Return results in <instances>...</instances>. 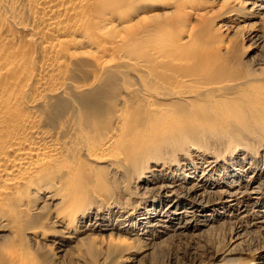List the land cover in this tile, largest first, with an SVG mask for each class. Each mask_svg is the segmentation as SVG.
Here are the masks:
<instances>
[{"label":"bare ground","instance_id":"obj_1","mask_svg":"<svg viewBox=\"0 0 264 264\" xmlns=\"http://www.w3.org/2000/svg\"><path fill=\"white\" fill-rule=\"evenodd\" d=\"M150 2L0 0V264H264V0Z\"/></svg>","mask_w":264,"mask_h":264},{"label":"rangeland","instance_id":"obj_2","mask_svg":"<svg viewBox=\"0 0 264 264\" xmlns=\"http://www.w3.org/2000/svg\"><path fill=\"white\" fill-rule=\"evenodd\" d=\"M153 1H155V2H153ZM156 1L158 2L157 4H156ZM181 1L182 0H151L150 3L153 4V5H156L154 7V9H150V10L148 9L147 10V8H143L141 6L138 7V8H140L138 10L137 9L136 10L135 9L133 10L131 7H130L131 9L130 8H128V9L123 8L121 10L119 9L121 11V14H122V15L121 14L120 15H121V17L123 16V18H121L120 16L118 18H117V16H111V10H110V13H107V12H109V10L108 11L106 10V12H103L101 16L104 17L105 15L107 16V14H108V16L110 15L109 18L105 16L106 20L104 21L105 22L104 24L106 26L105 28L107 29L109 27L107 29L108 32L110 31L111 33H113V30L115 29V27H116V29H118L119 26H123V27L124 26H127V31L128 32H130L131 34H138V36H137L138 40L137 41L141 42L142 45L145 43V47H146V45L149 42V48H151V49L152 48H154V49H160V7L158 9L156 7L160 6V2H162V3H169V4L172 5L173 9L171 11H169L168 13H165V15L162 17V20L169 23L168 28L164 30V34H165L164 35V39H165V41H167L168 44L170 43V46H169V49H170L173 45L175 46V43L177 44V43L183 42L184 37L186 35L189 36V34L191 32L193 33L195 28H196L195 29V33L199 32L197 30L200 29V35L201 36H203V35L205 36L206 35L205 34L206 32L204 31L203 27L206 24V22H205L206 21V18H209V16L212 15V13L209 12V11L212 8H213V11H215V10H217L220 7V3L217 4V5H212L211 3H206V4L203 3L202 6H200L199 8H193V9L190 8L192 6H190V7L188 6L187 11L189 10V12H191L190 19H188V15L189 14L188 13H186V14L183 13L182 14V12H181V11H183L182 10V7L180 6V2ZM106 6H107V4H106ZM106 6H105V8H106ZM179 7H180V9H179ZM144 9H146V10H144ZM96 11H97V9H96ZM97 12H95L96 15H99V13H101V11H97ZM157 12H158V14H153V13H157ZM206 12H208L207 15H206ZM192 13H193V15H192ZM199 14H202V16H200ZM119 18H121V19H119ZM119 20H120V22H119ZM210 21L212 22L211 19H210ZM201 24H202V26H200ZM209 25H210V26H208L209 28L214 26L213 27L214 30H215V28L217 29V26L215 27V22L213 24L210 23ZM128 26H130V27L128 28ZM198 26L200 28H198ZM225 30H226V27H223L222 28V31L224 32ZM221 34L223 35V33H221ZM190 36H192V34H190ZM140 38L143 39V40H140ZM191 39H192L191 41L193 42L194 49L195 48L196 49L198 48L197 51H199V53H200V47H199V45L198 46L196 45V43H198L199 38L195 39L194 36H192ZM144 40H146V41H144ZM188 41H190V40H188ZM192 42H191V44H192ZM151 43L153 45H151ZM171 43H172V45H171ZM158 44H159V46H158ZM186 44H185V46L187 48L186 50H188L190 47H191V49H193V46H191V45L189 46L190 43L188 45H186ZM220 44L221 43L220 42L218 43V41H217V43L212 44L210 46L209 45H207V46L205 45V47H207V48L209 47L208 50L210 49L208 51L205 48V50L207 51L205 53H211L212 52V54L214 55V53H216L215 52V50H216L217 51L216 54H219V52L221 54V52H223V51H222V47H221ZM243 44H244V42L242 43V41H240L239 42V45L237 44L235 47H233L234 49L237 47L238 49H236V50H240V51H237V52H239V54L241 56L243 54V49H244ZM132 45H134V43ZM156 46L158 48H155ZM212 48H214L215 50L212 51ZM148 50H150V49H148ZM144 53H146V52H144Z\"/></svg>","mask_w":264,"mask_h":264}]
</instances>
